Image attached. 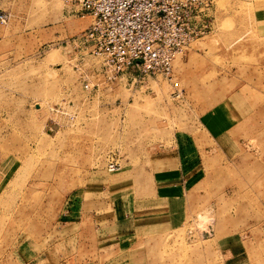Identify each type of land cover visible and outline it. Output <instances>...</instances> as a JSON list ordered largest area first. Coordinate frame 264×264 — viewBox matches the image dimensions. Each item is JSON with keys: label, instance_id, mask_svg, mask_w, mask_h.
Instances as JSON below:
<instances>
[{"label": "rangeland", "instance_id": "1", "mask_svg": "<svg viewBox=\"0 0 264 264\" xmlns=\"http://www.w3.org/2000/svg\"><path fill=\"white\" fill-rule=\"evenodd\" d=\"M0 9V264H19L23 245L65 255L61 214L92 171L113 163L146 182L156 152L195 139L207 167L188 195L180 263L199 246L213 264L212 241L238 236L264 264V0H214V30L178 56L173 78L134 85L78 43L92 18L72 0ZM212 110L238 145L218 168L200 123Z\"/></svg>", "mask_w": 264, "mask_h": 264}, {"label": "crops", "instance_id": "2", "mask_svg": "<svg viewBox=\"0 0 264 264\" xmlns=\"http://www.w3.org/2000/svg\"><path fill=\"white\" fill-rule=\"evenodd\" d=\"M220 113L212 110L200 120L206 131L203 146L209 154L208 166L214 168L218 158L238 152ZM198 142L156 152L146 182L136 181L129 170L120 168L92 171L95 175L87 187L72 196L61 214L57 230L67 237L65 255H46L40 245L35 246L36 254L23 245L18 263L25 264L27 259V264H181L180 231L187 222L188 195L202 182L207 167L201 160L203 151L196 148ZM212 242L213 264H256L253 247L238 236ZM187 263L200 264L199 246H193Z\"/></svg>", "mask_w": 264, "mask_h": 264}, {"label": "built area", "instance_id": "3", "mask_svg": "<svg viewBox=\"0 0 264 264\" xmlns=\"http://www.w3.org/2000/svg\"><path fill=\"white\" fill-rule=\"evenodd\" d=\"M72 1L92 18L78 43L116 75L133 76L132 85L171 80L176 58L215 27L212 0ZM7 20L0 9V24Z\"/></svg>", "mask_w": 264, "mask_h": 264}, {"label": "bare ground", "instance_id": "4", "mask_svg": "<svg viewBox=\"0 0 264 264\" xmlns=\"http://www.w3.org/2000/svg\"><path fill=\"white\" fill-rule=\"evenodd\" d=\"M212 1H214V0H212ZM6 13H7V12H6ZM7 15H8V13H7ZM8 20H9V15H8ZM8 20H7V21H8ZM7 21H6V23H7ZM6 23H5V24H6ZM0 25H3V24H0ZM206 35H207V34H206ZM206 35H204V36H206ZM204 36H203V37H204ZM203 37H202V38H203ZM198 41H199V40H198ZM176 59H177V58H176ZM175 61H176V60H175ZM174 69H175V62H174ZM109 168H110L111 171H115V170L118 169V168H117V165H116V164H113V163L110 164Z\"/></svg>", "mask_w": 264, "mask_h": 264}]
</instances>
